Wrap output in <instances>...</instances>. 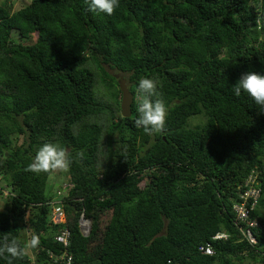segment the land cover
Returning <instances> with one entry per match:
<instances>
[{
	"label": "trees",
	"instance_id": "trees-1",
	"mask_svg": "<svg viewBox=\"0 0 264 264\" xmlns=\"http://www.w3.org/2000/svg\"><path fill=\"white\" fill-rule=\"evenodd\" d=\"M107 69L132 94L128 117ZM252 71L264 74V0H120L112 15L89 12L85 0L0 4V243L40 240L13 264H63L48 255L63 252L53 239L63 225L70 264H264V112L233 92ZM104 76L112 102L95 90ZM145 77L168 107L163 134L134 123ZM191 116L203 120L189 126ZM44 143L73 158L64 224L49 220V174L26 170ZM253 167L260 227L248 245L231 205ZM218 231L228 238L212 239ZM205 243L214 255L199 252Z\"/></svg>",
	"mask_w": 264,
	"mask_h": 264
},
{
	"label": "clouds",
	"instance_id": "clouds-1",
	"mask_svg": "<svg viewBox=\"0 0 264 264\" xmlns=\"http://www.w3.org/2000/svg\"><path fill=\"white\" fill-rule=\"evenodd\" d=\"M85 3L89 12L112 15L119 7L120 0H85ZM137 91L141 96V102L137 109L139 116L134 122L135 126L142 128L149 136L163 134L166 131L168 107L162 99V93L158 91V82L147 77L141 78ZM233 92L237 97L242 92L246 93L261 112H264V74L254 71L242 74L233 85ZM72 163L73 158L66 148L56 143H44L26 170L36 174H55L67 172ZM39 244V237L35 235L25 242L23 247L16 239L9 241L5 237L0 243V257L7 260V264H13L14 260L23 259L27 250L35 249Z\"/></svg>",
	"mask_w": 264,
	"mask_h": 264
},
{
	"label": "built area",
	"instance_id": "built-area-1",
	"mask_svg": "<svg viewBox=\"0 0 264 264\" xmlns=\"http://www.w3.org/2000/svg\"><path fill=\"white\" fill-rule=\"evenodd\" d=\"M264 177V176H263ZM260 179L259 170L256 167L250 169L241 185L237 187V196L235 201L231 205L233 212V225L237 230L239 240H245L248 245L256 243V237L253 230L260 227V224L255 216L252 215V211L257 204L260 193ZM69 187V186H68ZM67 187V188H68ZM6 195V191H3ZM49 220L53 225L64 224L65 215L60 201L50 202ZM78 228L81 235H87L90 227V220L80 213L78 216ZM229 233L226 231H218L211 236L212 239L228 238ZM53 239L60 244L63 249L61 254H53L48 252L49 257L54 262H60L63 264H70L71 257L66 255L65 251L70 244V233L66 226H60L56 229ZM200 253L205 255H214L215 251L209 243H205L198 247Z\"/></svg>",
	"mask_w": 264,
	"mask_h": 264
},
{
	"label": "rangeland",
	"instance_id": "rangeland-1",
	"mask_svg": "<svg viewBox=\"0 0 264 264\" xmlns=\"http://www.w3.org/2000/svg\"><path fill=\"white\" fill-rule=\"evenodd\" d=\"M29 0H0V4H5L10 11H14L18 8H20L21 6L25 5ZM28 41V40H27ZM32 40L29 39L28 42H31ZM107 72L110 74H118L119 73H113L114 71L107 69ZM104 79V83L103 85H96L95 86V90L97 91V94H99V96H101L103 99L106 98L107 101L112 102L113 98H112V91L114 88L110 87L107 89H104V84H106V80H108L105 76L103 77ZM202 117L201 116H191L188 119V124L189 126H192L194 124H198L202 121ZM2 184L5 185V182L2 181ZM143 181H141L139 184L142 185ZM69 186L68 184V180H67V172H57L55 174H49L46 180V185L44 187V195L48 198H50L51 202H61V199L63 198V196L66 194V188ZM260 200L262 203H264V193L260 196ZM4 203L3 198H0V209L2 208V204ZM264 208V207H263ZM257 213L260 216H263L262 213V207H258L257 209ZM21 239L26 241L27 240V234L25 232V229L22 227L21 230ZM246 261V260H244ZM258 264V263H256Z\"/></svg>",
	"mask_w": 264,
	"mask_h": 264
},
{
	"label": "water",
	"instance_id": "water-1",
	"mask_svg": "<svg viewBox=\"0 0 264 264\" xmlns=\"http://www.w3.org/2000/svg\"><path fill=\"white\" fill-rule=\"evenodd\" d=\"M117 78V86L120 91V100H119V112L122 117H128L131 114L130 104L132 102V94L128 90L125 79L120 75L115 74Z\"/></svg>",
	"mask_w": 264,
	"mask_h": 264
}]
</instances>
